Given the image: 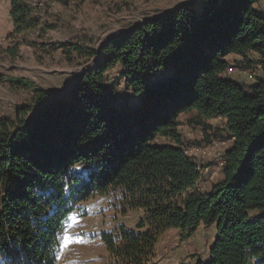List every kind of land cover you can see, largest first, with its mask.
<instances>
[{
	"label": "trees",
	"instance_id": "1",
	"mask_svg": "<svg viewBox=\"0 0 264 264\" xmlns=\"http://www.w3.org/2000/svg\"><path fill=\"white\" fill-rule=\"evenodd\" d=\"M261 2L187 3L100 49L64 47L69 61L96 59L94 68L69 94L35 89L14 117L0 118V264H58L69 215L112 194L124 213L145 214V232L102 234L122 264H148L166 231L190 235L201 223L217 224L209 264H264V77L244 86L226 75L251 54L264 66ZM10 3L9 41L56 28L28 0ZM183 117L193 127L226 121L232 145L210 191L185 153Z\"/></svg>",
	"mask_w": 264,
	"mask_h": 264
},
{
	"label": "rangeland",
	"instance_id": "2",
	"mask_svg": "<svg viewBox=\"0 0 264 264\" xmlns=\"http://www.w3.org/2000/svg\"><path fill=\"white\" fill-rule=\"evenodd\" d=\"M45 22H58L56 28L44 33L7 38L14 30L10 0H0V47L18 44L16 55L0 54V118L14 117L18 106L29 102L35 89L67 95L81 74L94 68L96 59L74 55L69 61L64 47L86 43L100 49L111 38L133 31L139 24L164 15L184 4L200 5L202 0H41ZM32 2V0H31ZM264 2V1H263ZM37 4V5H39ZM29 5V0H28ZM30 7L39 8V6ZM262 8L264 9V3ZM42 14V12H41ZM38 15V16H37ZM54 15V16H53ZM40 16V17H39ZM51 17V18H50ZM253 73V79L247 75ZM112 83L123 88L117 69L109 71ZM229 76L244 86L264 77V66L256 54L240 59V65ZM23 83L24 85H20ZM124 99V97L119 98ZM133 101L136 98L131 97ZM185 123L180 127L189 156L203 171L202 190L210 191L219 179L223 155L232 139L222 118L206 120L198 127ZM118 195L93 196L80 202L68 218L63 234L62 260L65 264H122L113 257L102 240L103 233L121 231L145 232L140 222L143 210L123 212ZM217 238V224L201 223L190 235L172 228L159 239L148 264H209L210 249ZM62 254V253H61ZM59 264V263H58Z\"/></svg>",
	"mask_w": 264,
	"mask_h": 264
},
{
	"label": "crops",
	"instance_id": "3",
	"mask_svg": "<svg viewBox=\"0 0 264 264\" xmlns=\"http://www.w3.org/2000/svg\"><path fill=\"white\" fill-rule=\"evenodd\" d=\"M73 1L74 0H70L69 1V3H73ZM264 0H262V2L260 3V5H259V8H260V10H262V12H264V9L262 8V6H263V2ZM39 2H42L41 0H32V2H31V0H29V5L32 7H35L37 4H39ZM42 4H39V5H37V6H39V8H33V9H37L38 10V13L40 14V16H41V18L43 17V13L45 14V12H44V10L40 7ZM41 12H42V14H41ZM38 16V15H37ZM39 16V17H40ZM54 16V15H53ZM51 18V17H50ZM44 20H42L41 19V22H43ZM229 71L226 73V75L227 76H229ZM229 77H231V76H229ZM231 78H233V77H231ZM234 79V78H233ZM12 118V117H11ZM63 252L64 251H62V254H61V256H60V259H59V264H65V263H63V260H62V256L64 255L63 254Z\"/></svg>",
	"mask_w": 264,
	"mask_h": 264
},
{
	"label": "built area",
	"instance_id": "4",
	"mask_svg": "<svg viewBox=\"0 0 264 264\" xmlns=\"http://www.w3.org/2000/svg\"><path fill=\"white\" fill-rule=\"evenodd\" d=\"M250 79H253V74H248L247 75ZM185 153L189 155V151L188 150H185ZM199 165V164H198ZM199 167L201 168V166L199 165ZM202 169V168H201Z\"/></svg>",
	"mask_w": 264,
	"mask_h": 264
},
{
	"label": "water",
	"instance_id": "5",
	"mask_svg": "<svg viewBox=\"0 0 264 264\" xmlns=\"http://www.w3.org/2000/svg\"><path fill=\"white\" fill-rule=\"evenodd\" d=\"M162 16V15H161Z\"/></svg>",
	"mask_w": 264,
	"mask_h": 264
}]
</instances>
